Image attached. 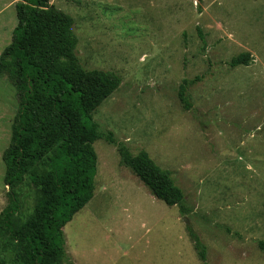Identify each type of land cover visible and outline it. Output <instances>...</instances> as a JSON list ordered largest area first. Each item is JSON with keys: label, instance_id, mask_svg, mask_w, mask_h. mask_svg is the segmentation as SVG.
I'll return each instance as SVG.
<instances>
[{"label": "rangeland", "instance_id": "rangeland-1", "mask_svg": "<svg viewBox=\"0 0 264 264\" xmlns=\"http://www.w3.org/2000/svg\"><path fill=\"white\" fill-rule=\"evenodd\" d=\"M18 0H0V53L17 25ZM73 19L84 70L112 72L118 89L96 109L101 132L169 171L182 207L156 200L117 147L94 142L92 199L63 228L74 264H264V0H49ZM203 39V41H202ZM249 54L247 66L231 67ZM186 82L190 108L178 91ZM18 109L0 78V211L6 206L1 154ZM23 222L38 198L17 190ZM186 221V222H185ZM9 262L12 251L0 242Z\"/></svg>", "mask_w": 264, "mask_h": 264}, {"label": "trees", "instance_id": "trees-1", "mask_svg": "<svg viewBox=\"0 0 264 264\" xmlns=\"http://www.w3.org/2000/svg\"><path fill=\"white\" fill-rule=\"evenodd\" d=\"M15 12L11 42L0 53V78L12 84L18 101L9 144L1 154L7 204L0 211V242L12 255L9 262L0 255V264H74L65 250L63 228L92 199L97 161L93 144L98 140L115 145L120 164L151 196L178 207L183 215L184 195L171 173L160 169L146 151L133 155L93 121V113L118 89L120 79L112 72L83 69L75 53L72 17L49 0H18ZM250 60L249 54H241L230 65L247 66ZM186 86L183 82L178 97L188 110ZM26 180L38 198L18 223L17 190ZM186 230L206 264L205 247L187 223ZM257 247L264 252V240Z\"/></svg>", "mask_w": 264, "mask_h": 264}]
</instances>
